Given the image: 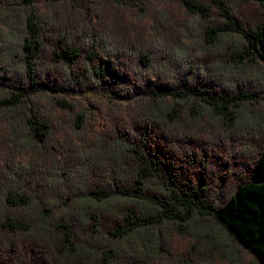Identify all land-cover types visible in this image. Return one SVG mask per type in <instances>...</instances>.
Returning a JSON list of instances; mask_svg holds the SVG:
<instances>
[{
    "label": "trees",
    "instance_id": "trees-1",
    "mask_svg": "<svg viewBox=\"0 0 264 264\" xmlns=\"http://www.w3.org/2000/svg\"><path fill=\"white\" fill-rule=\"evenodd\" d=\"M259 61L264 0H0V264H264Z\"/></svg>",
    "mask_w": 264,
    "mask_h": 264
},
{
    "label": "rangeland",
    "instance_id": "rangeland-1",
    "mask_svg": "<svg viewBox=\"0 0 264 264\" xmlns=\"http://www.w3.org/2000/svg\"><path fill=\"white\" fill-rule=\"evenodd\" d=\"M132 2V1H131ZM125 4H131V3H123ZM243 4H238V6H242ZM126 6V5H125ZM131 6V5H128ZM130 9L125 10V14L129 13ZM247 15V14H246ZM257 69L261 71V77L262 79L259 80L258 83L255 84V90L260 94V96L264 99V62L259 61L258 64H256ZM78 100L81 102L85 103L86 105H90L92 109H95V106H98V102H109L112 101V97L109 95L107 91H99V92H88L84 94L83 96H75ZM94 105V106H91ZM263 105H264V100H263ZM246 258L247 260H252L253 256L249 253H246Z\"/></svg>",
    "mask_w": 264,
    "mask_h": 264
}]
</instances>
